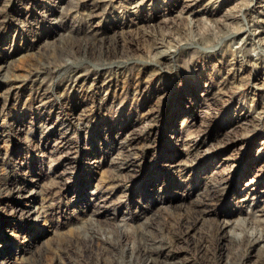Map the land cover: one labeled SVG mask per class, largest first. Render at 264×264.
I'll return each mask as SVG.
<instances>
[{
	"label": "rangeland",
	"instance_id": "rangeland-1",
	"mask_svg": "<svg viewBox=\"0 0 264 264\" xmlns=\"http://www.w3.org/2000/svg\"><path fill=\"white\" fill-rule=\"evenodd\" d=\"M0 264H264V0H0Z\"/></svg>",
	"mask_w": 264,
	"mask_h": 264
},
{
	"label": "bare ground",
	"instance_id": "bare-ground-1",
	"mask_svg": "<svg viewBox=\"0 0 264 264\" xmlns=\"http://www.w3.org/2000/svg\"><path fill=\"white\" fill-rule=\"evenodd\" d=\"M32 212V211H31Z\"/></svg>",
	"mask_w": 264,
	"mask_h": 264
}]
</instances>
